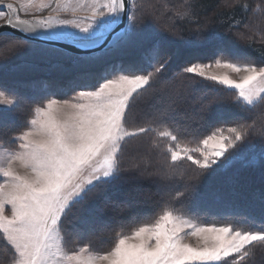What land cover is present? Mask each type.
Here are the masks:
<instances>
[{"label": "snow or ice", "instance_id": "1", "mask_svg": "<svg viewBox=\"0 0 264 264\" xmlns=\"http://www.w3.org/2000/svg\"><path fill=\"white\" fill-rule=\"evenodd\" d=\"M3 7L15 11L12 3L0 0V19L6 16ZM90 10L87 21L48 18L30 24L19 16L15 23L7 19L8 25H28L20 30L33 33L35 39L43 37L46 43L39 47L29 37L22 42L29 44L31 55L59 69L65 85L75 92L60 101L50 98L54 95L48 91L50 85L43 87L49 98L34 108L27 130L0 143V233L12 249L11 264H243L252 246L264 248V220L256 229L243 226L248 218L242 224L207 225L198 222L189 205L222 199L213 185L233 188L240 169L258 167L264 185V135L258 148L249 143L252 126L248 124L217 127L203 138L186 139L165 112L142 125L130 127L129 123L142 90L163 80L171 60L182 64L181 74L191 81L193 90L203 81L238 90L234 101L246 111L264 104V66L234 62L231 42L219 32L201 33L195 40L165 34L151 23V12L136 10L129 0H92ZM243 10L247 12L248 5ZM252 11L264 10L257 5ZM238 24L233 21L229 29ZM36 28L45 31L36 33ZM238 38L243 39V34ZM210 45H215L211 63L185 56L187 49ZM115 57H127L129 67H113L109 72L106 66ZM213 65L247 75L237 82L207 72ZM212 91L216 95L206 98L204 110L223 103L220 89ZM0 105H4L0 107L3 120L21 101L16 94L0 90ZM148 133L155 135L147 151L128 156L126 163L129 142ZM157 148L162 166L149 172L147 164ZM257 152L258 163L252 158ZM16 161L30 174H18L12 167ZM186 161L191 162L187 168ZM181 169L190 170L191 175L182 190L162 201L157 218L116 233L107 251L87 244L67 247L71 234L66 221L72 209L80 206L82 213L91 214L104 202L123 211L121 205H130L121 197L139 181L153 175L169 180ZM258 198L264 211V188ZM9 207L10 216L4 214ZM82 219L88 222L87 217ZM186 235L199 237L203 245L182 243Z\"/></svg>", "mask_w": 264, "mask_h": 264}, {"label": "trees", "instance_id": "2", "mask_svg": "<svg viewBox=\"0 0 264 264\" xmlns=\"http://www.w3.org/2000/svg\"><path fill=\"white\" fill-rule=\"evenodd\" d=\"M139 1L141 3L140 4L141 6L142 3L146 2L143 4V6H146L147 8L145 9L151 12L152 20L159 17L162 19V21L164 22L167 28V30H165L167 31L165 32V34H168L169 32H174L177 38L182 37L185 40H195L197 36L201 33L214 31V32L222 33L231 42V46L234 47L233 44L237 43L235 41H238V36L243 34L244 36L243 40L242 41L240 40L238 42L242 43L239 48H241L240 51L247 56V59L244 60V62L243 61L239 62L238 60V63L253 62L256 63L258 66H264V11H256V12L252 11L253 9L257 8V5H259L261 9L264 10V3L261 2L256 3L254 0H238L233 4H228L224 2V0H139ZM244 5H248L249 10L247 12L243 10ZM185 11L189 13L187 16L181 17V15H178V13L183 14ZM233 21L239 22V24L229 29V25L232 24ZM151 22L153 23V21ZM157 23L158 22H156L155 25ZM245 24H247L248 27H245L244 26ZM253 29L255 30V32H253ZM18 44L23 49L25 48L27 50L29 48V44L23 43L22 39L17 36L5 35L0 37V50L2 48L8 47V52L16 51L19 53V51L15 49V46ZM33 45L35 47L40 46L37 44H33ZM214 47L215 45H210L200 49H187L185 50V56L188 59H196L199 62L211 63L213 60ZM35 58L36 57H34L33 55H29L30 60L28 59L29 61L28 60L23 61L26 62V65H28V67H26V70L19 69L17 71H14L13 72L14 74L11 72L10 68L15 66L16 63L9 64L8 66H6V68H4L5 70L0 69V85L3 84L1 83L2 81L6 84H9L12 87V89L8 88L7 85V87L4 86L5 88L3 87L4 88L3 89L2 86H0V89L8 92H12L14 94L23 92L26 96L30 97L31 95H27L29 94L28 90L30 88L35 90L37 85L41 87L40 85L43 83L44 81L43 76L45 75L42 74V72L45 69L46 70L49 69L50 66L49 63L47 62H46L47 65L41 64L40 61L35 60ZM170 62L163 74V79H165V84L169 85L168 89L174 91L175 89H178L177 88L178 86H181L183 89L190 86V88L193 90L191 86V81L187 78L186 75L181 74L182 64L176 60H171ZM30 65H32V67ZM37 66L39 68H37ZM179 77L181 78V80H178ZM60 82L62 81L59 80V83ZM157 85L158 83L154 84L152 87L148 88L147 91L142 90V94L137 98L134 107L138 106L141 101L145 100V98H147V101L152 103L154 101L153 99H156L157 97L156 94L154 93L156 90L153 92L154 89L158 88ZM62 87L64 88L67 86L60 84L61 89ZM213 88L220 89L219 94L223 98V103L219 105H213L210 111L207 112L205 111L206 113L202 115V119L198 121V123L197 122L194 124L192 123L191 124L192 127L190 126V129L192 130L191 134L189 132L183 131L187 128V125H185L186 127L184 126L183 128V124L181 123L184 121H188L187 115H183L181 117L177 116L175 120L176 122L174 121L171 123L172 126H174L175 124L176 128L180 129V131L184 133L186 139H192L194 136H200V138H203L204 135L210 134V132L217 127L227 128V127L236 126L237 124H248L252 126L250 130L251 134L249 136V143L256 145L258 148L262 140V135H264V104L257 105L251 111H246L241 106H237L234 101V97L238 94V90L228 89L226 86L214 84L213 82L210 81H203L201 83H197L195 85V89L193 90V92L196 91L197 95L202 97L203 100L201 102L203 105L207 103L206 98H210L216 95V93L212 91ZM51 93L54 94L52 98H57V99L70 98L72 95L75 94V92H73V90L71 89H67V91L65 92L61 90L59 91L52 90ZM46 100L47 99H45V101L41 103H34L31 106L27 105V108L25 106V111L22 110V114L20 113L17 115H13L14 118L12 117V115H8V117L6 118L9 119L8 121L16 122L18 124L16 129L13 128L9 129L8 135L6 136L4 141H7L8 139L10 140L18 133L27 130V127L29 126L28 122L34 116V108L37 106L44 105L46 103ZM11 118H13V120H11ZM0 121L5 122L4 119ZM201 129H203L202 130L203 132L199 133ZM154 135H155L154 133H148L142 135L141 137L131 140L129 142L127 149L126 163H127V157L131 155L132 150L134 148L137 149L140 146L142 147L145 144H149L150 139L153 138ZM4 141L1 142L3 143ZM138 150L139 149H137V151ZM154 155L159 156L158 154H156L155 149H153L151 152L150 161L152 163V167L156 168L159 167V164H156V162L153 161ZM252 158L256 161V163H258L259 162L258 152ZM184 163L186 168L187 165H190V163L187 161ZM260 172L261 170L258 167L240 169L238 175V182H239L238 190L234 188V191L238 192L239 194V192L241 193L242 191L250 190V189L252 190V188H255L258 189L257 191L259 194L261 189L264 188V185H262L260 183L261 182L260 179H258L260 178ZM190 175H191L190 170L186 171L185 169H181L179 170L178 174L172 179L176 182L180 180V183H183L188 179ZM0 182H2V180H0ZM215 185L216 184H214L213 187H215ZM221 187L222 186H220L218 190H220ZM149 190H151L150 195H145L144 193H142V191L149 192ZM154 190H155L154 184L151 182L150 179H142L141 181L138 182V184L136 185L133 191L121 197V199L127 200L130 206L124 207L123 205H121V207H123L124 210L120 211L119 213H117V210H113L110 204H105L104 202H100L97 205V210L91 214L82 213L80 211V206H77L76 208L72 209V211L68 215V219L66 221L67 232L69 233L72 227L71 224H68V222L72 220L74 215L77 216L80 213H82L84 217L85 216L88 217L90 215V219L92 218L94 222L95 220L99 222H102L103 220L108 223H113L114 225H116V227L114 226L110 228V230L108 229L107 231H105L106 234H103V232H97L92 237L96 239L94 241L96 244L98 239L103 240L105 242L104 245L108 246L107 249H109L111 247L112 240L116 236V233L120 232L123 229L122 227L117 228L119 227L117 225L119 221L130 220L133 223L136 221H140L139 218L137 217L141 213H144V211L146 212L145 221L151 222L152 220L157 218V216L160 214L161 205L159 204L157 207L158 198L157 196L152 195V192ZM219 201L220 202L216 201L217 204L219 203V205H221L218 208L220 209L219 211L225 212V209L229 208V206L226 207L225 204L226 201L222 199ZM256 203L259 205L260 209L256 208L254 212L255 215L251 211L248 212V210H246L248 207L245 208L241 202L240 204H238L241 205V207L237 208L238 213L240 212V214L243 215L245 214L247 215L246 217L249 218V220L255 221V223L252 222L251 225L247 223L244 224L245 226H250L247 227L250 229L258 228L259 226H257V224H260V221L264 220V211L261 210L259 198ZM209 208L210 210L211 208L216 209V207L210 205ZM254 209L255 207H253V209L251 208V210ZM101 217L103 218L102 220ZM87 219L89 221V217ZM214 220L217 221L218 223L224 221V218L223 216H219V218H216ZM0 235L2 234L0 233ZM69 239L70 238H68L67 241L68 248H70L71 246ZM0 246L6 251L7 254H10L11 256L12 254L11 247L7 243L3 242L1 238H0ZM258 249H259L258 246L251 247L250 253L252 254L251 257L252 259L250 260L254 261L253 258L258 253ZM250 260L247 259L245 263L250 264L249 263ZM8 263H11V261H9Z\"/></svg>", "mask_w": 264, "mask_h": 264}, {"label": "rangeland", "instance_id": "3", "mask_svg": "<svg viewBox=\"0 0 264 264\" xmlns=\"http://www.w3.org/2000/svg\"><path fill=\"white\" fill-rule=\"evenodd\" d=\"M7 1L8 2H4V4L5 3L6 4L12 3L13 8H15V11H17V10H19L18 7L21 6V8L22 7L26 8L27 6H29L32 3L34 4V2H36L38 0H7ZM62 1L63 0H51V1L47 0L46 10H42V11H38V12H30V13L27 12V13H25L22 10L17 11V12H18V14L19 13L24 14L22 16H19L20 19L27 20V21H34V22H35V20L42 19V18H44V19L52 18L53 20L66 19L69 21H87L88 19L91 18V15L89 13H85V12H87L85 9H88V8H84L82 13L80 12V14H77V15L71 14V13H65V12L64 13L58 12L59 11L58 9H60V5L62 6ZM236 1H238V0H224V2H226L228 4H233ZM254 1L256 3L257 2L264 3V0H254ZM82 2H83V5L90 7L92 0H83ZM133 3L136 6V10L147 8L146 6H143V4L146 2L142 3V6H141L140 5L141 3L139 0H130V4H133ZM90 9H89V11L91 12ZM2 10L6 13V16H5V18L0 19V23L3 22L4 20H6L10 15L13 16V14H12L13 10H9L6 7H3ZM15 13L16 12H14V14ZM13 17H16V16H13ZM150 19H151V21H153L154 24L156 22H158L156 24V26L159 28V30L161 32H164V33L167 32V31H165V30H167V28H166L164 22L162 21V19L160 17L153 19V20L150 17ZM69 30H74V29L69 27ZM253 32H255L254 29H253ZM6 35H10V34H6ZM2 36H5V35H2ZM2 36H0V37H2ZM238 37H240V36H238ZM240 40L242 41L243 39L238 38V41H240ZM238 41H235L237 43L233 44L234 47H232V46L230 47V53L232 54L233 57L237 58V59H235L234 62H238V60H239V62H242V61L244 62V60L247 59V56L240 51L241 48H239V47L241 46L242 43H239ZM30 43H33V42H30ZM33 44H36V43H33ZM37 45L41 46V44H37ZM15 49H17L19 51V53L16 51L8 52V47L2 48L0 50V69L1 70H5L4 68H6V66H8L9 64H12V63H14V64L16 63L15 66L10 68L12 73L14 71L19 70V69L20 70H23V69L26 70V67H28V65H26V62H23V61L28 60L29 55H31V54L27 51L28 49L27 50L25 48L23 49L20 46H19V48L15 47ZM35 60H39V59L35 58ZM40 63L47 65V63L44 61H40ZM30 66L32 67V65H30ZM106 67H107L109 72L113 71V67H115L116 69L128 68L129 67L128 58L127 57H115L112 59L111 63L108 64ZM37 68H39V67L37 66ZM206 71L209 73L216 74V75H227L230 79L236 80L237 82H239L241 78H243L245 75H247V73L243 70H241L239 72H235V71H232L231 69H228V68H217L214 65H213V67L206 69ZM42 74H45V75L43 76L44 81L40 85L41 87H39L37 85L35 90L30 88L28 90L29 94H27V95H31L30 97L26 96L23 92L22 93L20 92L21 94L20 93L16 94V96L21 101V106H20V108H17L15 110V112L10 114V115H12V117H13V115H17L20 113L22 114V110L25 111V106L27 108V105L31 106L34 103H41V102H44L45 99H48L49 97H47L45 92L42 91L43 87H48L50 85V87H48V91L51 88V90L49 92H52V90L53 91L54 90H58V91L61 90V91L65 92V91H67V89H69L68 87H64V88L62 87V89L60 88V84L65 85V80H64V77H63L61 71L59 69H57L56 67L50 65L49 69H47V70L45 69L42 72ZM3 79H5V78H3ZM59 80H61L62 82L59 83ZM178 80H181V78L179 77ZM1 83H3L0 85V86H2V88L4 86L7 87V85H8V88L12 89V87L9 84H6L2 81H1ZM157 86H158V88L153 90V92L156 90L154 93L156 94L157 97H156V99H153L154 100L153 102L151 101L152 103L147 101V98H145V100L141 101L138 106L134 107V118L130 119V125L129 126L134 127L137 125H142L146 120L150 119L154 114H158L159 112H165L169 118L170 124L176 120L177 116L181 117L183 115H187L188 121H184L185 124H184V122H181V123L183 124V128L185 125H187V128L183 131L189 132L191 134V131H192L190 129V126L192 127L191 124L192 123L194 124L196 122L198 123V121H200L202 119V115L208 111V110H203V105L201 102L203 100L202 97L198 96L196 91L193 92V90L190 88V86L186 87V88L184 87L185 89H183L181 86H178L177 87L178 89L171 91L168 89L169 85L165 84V79H163L161 82H159ZM179 88H180V90H179ZM0 90H2V89H0ZM150 97H151V95H150ZM50 98H52V97H50ZM55 99H57V98H55ZM65 99H69V98H65ZM65 99H58V100L63 101ZM38 100H40V101H38ZM46 102H47V100H46ZM0 107H4V105H0ZM64 110L68 111V109H66V108ZM13 118H11V120H13ZM4 120H5V122L0 121V143H2L1 141L5 140L6 136L8 135L9 129L10 128L16 129L17 124H18L16 122L8 121L9 119H4ZM174 127H176L175 124H174ZM202 130L203 129H201L200 130L201 132L199 131V133H202L203 132ZM225 134L227 135V132H225ZM148 146H149V144H145L142 147L140 146L137 148V149H139L138 151L136 148H134V149L132 148L133 150L131 152V155H134L137 152H139V153L146 152L148 149ZM155 152H156V154L159 155L158 149H155ZM156 156L157 155H154L153 161L156 162V164H159V167H156V168L152 167V163L150 161L151 158H149V162L147 164V168H148L149 172H156L157 169L161 168V166H162V162H161L159 156H157V157ZM150 157H151V155H150ZM18 162L19 161H16L12 165V167L15 170H18L17 173L18 174L20 173L21 175L30 174V169H27L25 167L20 166V163H18ZM189 163H191V162H189ZM144 179H150L151 182L154 184L155 190L152 192V195L157 196V198H158L157 207L159 204L161 205L163 200L170 199V197L172 195H174L177 190H182L183 184H184V182L180 183V180H178L176 182L172 178L169 180H162L160 177L155 176V175L144 178ZM258 179H260V178H258ZM2 182H3V180H2ZM238 184H239V182L237 181V183L234 185L233 189L227 188L221 184H216L214 187L216 190H218L219 187L222 186L220 188V190H218V191H220V193L222 195V200L226 201V203H225L226 207L229 206V208H227V209L224 208L225 212L219 211L220 209H218L221 205H219V203L217 204L216 201L220 202L219 200H221V199H216V200H211V201L206 200V201H203L202 203H200L198 205H189L190 206L189 208H190L192 214L198 218V222H200L202 224H207V225L216 224L217 226L223 225L226 221H231V222H235L237 224H242L243 223L242 221H244L245 218H247L246 217L247 215L240 214V212L238 213L237 208L241 207V205H238V204H240V202L244 205L245 208L248 207L246 209V210H248V212L251 211L255 215L254 212H255L256 208L260 209L259 205L256 203L258 201V195H259L258 191H257L258 189L252 188V190L251 189L245 190V191H242L241 193L239 192V194H238V192L234 191V188H236L238 190ZM142 193H144L145 195H150L151 190H149V192L148 191H142ZM209 205L216 207V209L211 208V210H210ZM205 206H207V207H205ZM232 206H233V208H232ZM191 207H193V208H191ZM253 207H255V209L251 210V208L253 209ZM119 212H120V210L117 209V213H119ZM4 214L8 215V216L11 215L10 207L5 209ZM145 214H146V212L144 211V213H141L140 215H138L137 218H139L140 221H136L134 223L131 222L130 220L119 221L117 223V225L119 227H117V228L122 227L123 229L125 228L124 229L125 232L130 231L132 228L138 226V224L140 222L145 221V216H146ZM219 216H223L224 221L217 223V221H215L214 219L219 218ZM83 217L84 216L82 215V213H80L77 216L74 215L72 220H70L68 222V224H71V226H72L71 230L69 231V233L71 234L70 239H69L71 246L69 249H75L78 247H83L85 244H87L93 250H97V251L109 250V249H107L108 246L104 245L105 242L103 240L98 239L97 244H96L94 242L96 239H94L92 237L97 232H103V234H106L105 231H107L108 229L110 230V228H112L114 226L116 227V225H114L113 223H108L106 221H103L102 217H101L102 222H99L96 220L94 222L92 220V218L90 219V215L88 216L89 221L87 223H85L82 219ZM248 220H249V218H248ZM252 222H253V220L252 221L249 220L247 224L251 225ZM259 225L260 224H257V226H259ZM243 226L246 228L250 227V226H245L244 224H243ZM185 231H189V230L185 229ZM0 238L2 239L3 242L8 244L6 239L3 238V234L0 235ZM182 243L188 244L192 247H199V246L203 245V241L199 237L192 236V235L184 236ZM102 245H104V246H102ZM258 247H259L258 253L253 258L254 261L250 260V259H252L251 258L252 254L250 253L249 256L246 257L245 260L243 261V264H246L245 262L247 261V259L250 260V262H249L250 264H264V248H261L260 246H258ZM9 261H11L10 254H7L6 251L0 246V264H5V263L11 264V263H8ZM190 264H192V262H190ZM196 264H198V262H196Z\"/></svg>", "mask_w": 264, "mask_h": 264}, {"label": "crops", "instance_id": "4", "mask_svg": "<svg viewBox=\"0 0 264 264\" xmlns=\"http://www.w3.org/2000/svg\"><path fill=\"white\" fill-rule=\"evenodd\" d=\"M51 1V0H50ZM83 0H63L62 1V6L60 5V9H58L59 11L58 12H65V13H71V14H80V12L82 13V11L84 10V8H88V9H85L87 12L85 13H89L90 15H92V13L89 11V9L92 7V2H91V5L90 7H87L86 5H83ZM4 2H8L7 0H4ZM47 0H38L36 2H34V4H30L29 6H27L26 8H19V10L17 11H20L22 10L23 12L27 13V12H38V11H42V10H46V7H47V4H46ZM6 4V3H5ZM18 4V3H17ZM73 9H76L75 11H73ZM15 10V8H14ZM17 11H13V16H22L24 15L23 13H19ZM14 12H16L14 14ZM88 15V14H87ZM12 16V15H11ZM12 16V17H13ZM15 18V17H14ZM44 19V18H42ZM60 105H58L59 107ZM20 163V162H18ZM20 166L23 167V165L20 163ZM20 169V168H19ZM21 170V169H20ZM16 172H18V170H16ZM20 172V171H19ZM20 174V173H19ZM21 175V174H20Z\"/></svg>", "mask_w": 264, "mask_h": 264}, {"label": "water", "instance_id": "5", "mask_svg": "<svg viewBox=\"0 0 264 264\" xmlns=\"http://www.w3.org/2000/svg\"><path fill=\"white\" fill-rule=\"evenodd\" d=\"M129 3H130V0H129ZM9 17H11V15ZM7 19L0 23V36L6 35V34H10V35H14V36H17V37H20V38L29 37L30 42H33V43H36V44H41L42 45V44L46 43L43 40L42 36L39 39H35V35L27 33V32H23V31L20 30L21 28H18L16 26L8 25L7 24ZM59 43L63 44V43H66V42L61 41Z\"/></svg>", "mask_w": 264, "mask_h": 264}, {"label": "bare ground", "instance_id": "6", "mask_svg": "<svg viewBox=\"0 0 264 264\" xmlns=\"http://www.w3.org/2000/svg\"><path fill=\"white\" fill-rule=\"evenodd\" d=\"M11 18H13V20H14V23H15V18L14 17H12L11 16ZM21 20H23V19H21ZM30 22V24L31 23H34V21H29ZM28 25H19L18 26V28H24V27H27ZM17 27V26H16ZM41 32H44V30L43 29H40V28H36V33H41ZM30 34H33V33H30ZM34 35V34H33Z\"/></svg>", "mask_w": 264, "mask_h": 264}]
</instances>
